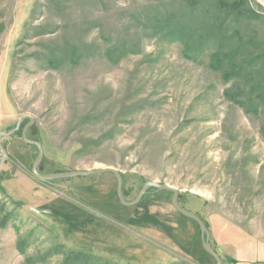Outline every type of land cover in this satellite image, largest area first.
Masks as SVG:
<instances>
[{"label":"rangeland","instance_id":"1","mask_svg":"<svg viewBox=\"0 0 264 264\" xmlns=\"http://www.w3.org/2000/svg\"><path fill=\"white\" fill-rule=\"evenodd\" d=\"M220 1L198 0L190 10L182 0H0L11 105L0 131L28 116L34 125L27 138L43 152L40 174L112 168L122 176L126 201L147 182L168 185L184 211L264 242V110L247 114L226 101L223 92L235 83L209 69L213 52L245 57L264 42V0L244 4L255 20L226 15ZM171 13L185 28L180 36L157 32ZM27 124L0 139L7 153L0 168V264H117L66 247L37 210V202L51 200L45 187L66 192L71 181L30 175L37 149L21 139ZM151 195L158 203L172 198L154 189L143 198ZM141 201L125 207L117 199L114 206L141 213ZM182 219L196 244L184 243L188 255L173 252L172 264H216L196 224ZM180 231L187 238L183 225ZM208 231L215 239V224Z\"/></svg>","mask_w":264,"mask_h":264},{"label":"crops","instance_id":"2","mask_svg":"<svg viewBox=\"0 0 264 264\" xmlns=\"http://www.w3.org/2000/svg\"><path fill=\"white\" fill-rule=\"evenodd\" d=\"M22 22L20 20L16 25L20 26ZM9 56L8 52L0 51V121L6 118V110L11 107L7 96ZM86 179L82 182L69 179L71 183L66 186V192L57 191L52 186L45 187L46 191L52 192L51 200L36 204L37 210L43 212L45 222L66 247L117 264H172L173 252L190 254L184 243L196 244L197 236L170 201L158 203L151 195L142 198L141 203L145 202L143 212L133 210L129 213L126 212L129 209L114 206L117 196L113 175ZM166 198L164 196L163 200ZM102 202L113 206L112 211L107 212V208L101 207ZM203 222L207 230L215 224V239L210 236L211 247L223 264L264 263V242L237 235L223 222L210 224L205 219ZM181 225L188 234L184 240ZM244 248L250 253H245ZM253 252L257 257H251Z\"/></svg>","mask_w":264,"mask_h":264},{"label":"trees","instance_id":"3","mask_svg":"<svg viewBox=\"0 0 264 264\" xmlns=\"http://www.w3.org/2000/svg\"><path fill=\"white\" fill-rule=\"evenodd\" d=\"M232 1L227 3L221 0L219 9L226 15L236 16L239 19H259L252 10L244 7L246 0ZM182 5L192 10L197 7L198 0H182ZM158 25L157 32L166 31L170 36H180L185 31L183 24L174 13L166 15ZM202 41L203 38L200 42ZM209 69L220 72L224 82L235 83V88L223 92L226 101L243 108L247 114L257 115L260 108L264 110V42L254 47L252 53H247L245 57H240L238 50L213 52L209 56ZM111 134L112 130L102 138L107 139ZM94 144L97 145V142ZM122 193L124 197L123 190ZM18 250L20 253L23 252L20 248Z\"/></svg>","mask_w":264,"mask_h":264},{"label":"water","instance_id":"4","mask_svg":"<svg viewBox=\"0 0 264 264\" xmlns=\"http://www.w3.org/2000/svg\"><path fill=\"white\" fill-rule=\"evenodd\" d=\"M28 120V124L23 127L21 130V139L22 141L30 146H33L37 149V155L36 158L32 164L30 175L35 178L36 180L43 181V182H52L57 180H65V179H73L76 177H90L95 175H101L105 173H109L114 176L116 180V196L119 202L125 206V207H133L136 206L143 196L147 193L148 190L154 189L161 192H168L172 194L171 198V206L182 216L185 218H188L192 222H194L200 232V239L202 243V248L204 252H206L209 256H211L216 264H223L221 258L216 254V252L211 247V240H210V234L206 228L205 223L195 214H192L190 212L184 211L180 205H179V192L172 187L168 185H160L153 182H147L143 185L141 190L139 191L137 197L133 201H126L123 197L122 193V187H123V180L121 174L112 168H106V169H100V170H91L87 172H62V173H55V174H48V175H42L38 172V169L40 168L42 159H43V152L41 148V144L39 142L30 140L27 138V131L28 129L34 125V120L28 116H22L19 121L17 122L16 126L9 130V131H0V139L1 138H7L11 137L15 133H17L20 129L21 124L23 121ZM0 168L4 165L6 159H7V153L5 149L0 144Z\"/></svg>","mask_w":264,"mask_h":264}]
</instances>
